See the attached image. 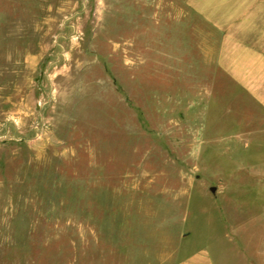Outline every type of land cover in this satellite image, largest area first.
Returning <instances> with one entry per match:
<instances>
[{
    "label": "rangeland",
    "instance_id": "374dc122",
    "mask_svg": "<svg viewBox=\"0 0 264 264\" xmlns=\"http://www.w3.org/2000/svg\"><path fill=\"white\" fill-rule=\"evenodd\" d=\"M182 2L0 0V264H144L166 240L264 264V150L226 147L243 117L191 86Z\"/></svg>",
    "mask_w": 264,
    "mask_h": 264
},
{
    "label": "crops",
    "instance_id": "0c3cea01",
    "mask_svg": "<svg viewBox=\"0 0 264 264\" xmlns=\"http://www.w3.org/2000/svg\"><path fill=\"white\" fill-rule=\"evenodd\" d=\"M178 13L177 23L184 34L176 50L186 55L197 96L203 98L209 93L207 88L217 83L244 119L236 121L233 132L223 137L226 147L240 150L252 144L264 150V0H183ZM199 70L209 74H199ZM202 103L203 99L194 100L187 93V114ZM197 125L193 118L187 123L190 148ZM166 241L159 250H141L144 264H219L209 246L178 257Z\"/></svg>",
    "mask_w": 264,
    "mask_h": 264
},
{
    "label": "water",
    "instance_id": "95a60500",
    "mask_svg": "<svg viewBox=\"0 0 264 264\" xmlns=\"http://www.w3.org/2000/svg\"><path fill=\"white\" fill-rule=\"evenodd\" d=\"M210 190L213 191L214 190V187H211Z\"/></svg>",
    "mask_w": 264,
    "mask_h": 264
}]
</instances>
